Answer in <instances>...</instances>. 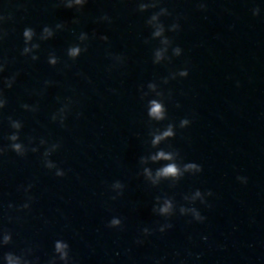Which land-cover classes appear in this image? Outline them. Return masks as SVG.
<instances>
[{
  "label": "water",
  "instance_id": "95a60500",
  "mask_svg": "<svg viewBox=\"0 0 264 264\" xmlns=\"http://www.w3.org/2000/svg\"><path fill=\"white\" fill-rule=\"evenodd\" d=\"M173 106L222 203L264 264V0H111ZM206 8L201 9L200 5ZM171 40L167 59L152 38L151 15ZM259 8V15L252 10ZM179 24L175 32L168 29ZM182 49L180 56L173 48ZM187 69V77L172 74ZM167 79L168 82L164 83ZM247 178L241 183L237 177Z\"/></svg>",
  "mask_w": 264,
  "mask_h": 264
},
{
  "label": "clouds",
  "instance_id": "9594fccd",
  "mask_svg": "<svg viewBox=\"0 0 264 264\" xmlns=\"http://www.w3.org/2000/svg\"><path fill=\"white\" fill-rule=\"evenodd\" d=\"M87 0H66L65 2V7L71 9V8H82L86 4ZM157 4L155 0H152L151 3H140L139 4V10L141 12L146 11L148 8H154L156 7ZM200 8L203 10L206 8L205 4H201ZM260 9L259 8H254L252 10V14L254 16L259 15ZM165 15H170L168 10L166 8H161L159 12L154 13L151 15L150 19L147 21L148 25L152 27V38L153 39H159L161 43V47L156 49L154 52V63H160L161 61L167 59V52L168 48L171 46V40L165 36V26L164 24L160 21L161 16ZM103 19H108L107 16L103 17ZM64 26L61 24H57L56 28L61 29ZM179 29V24H173L171 27L168 29L169 31H177ZM36 33L34 29L32 28H25L23 31V38L25 42V47L22 50V55H28L30 53H33L35 50H38L40 45L38 43H32ZM54 35V32L51 28L45 26L42 30V33L40 35L41 40H47L51 38ZM88 39V36L86 33H81L79 36V40L81 42L86 41ZM102 40L107 41L108 37L107 36H102ZM87 51V48L84 47L82 48L80 45H74L68 48L67 50V56L75 60L77 59L82 52ZM182 54V49L177 46L173 48V55L175 56H180ZM39 57L37 55H32L31 59L32 60H37ZM48 63L52 66H55L58 63V58L54 54L49 55ZM0 71H3V68L0 67ZM180 77H187L189 75L187 69L181 70L178 73L172 74V78L174 79L176 76ZM14 81V78L9 79L6 81L7 87L11 88L12 83ZM168 80L165 79L164 83H167ZM156 85L154 83H149L148 88L150 89H155ZM6 104L5 100H0V108H3ZM25 109H27L29 106L27 104L23 105ZM64 113H65V108H61L59 111V117H60V122L63 124L64 121ZM147 115L150 119L155 120V121H163L166 119V108L165 105L160 102L157 99H151L148 101V112ZM52 119L55 121L57 119V115H53ZM11 127L16 130L13 134H11L8 139L12 142L10 147L11 149L16 152L18 155H25L26 154V148L25 146L18 142L19 141V131L22 128V124L19 121L16 120H11ZM190 124V121L188 119H182L180 121V127L185 128ZM175 126L173 124H169L165 130L160 132L159 134L154 135V138L152 139V144L157 145L159 144L162 140H166L169 138H173L175 136ZM41 144H45L46 141L43 139L40 141ZM59 147L58 144L52 145L49 149H47L44 153V164L45 167L48 169H54L56 168L55 175L58 177H62L65 175L64 171L57 168L56 164L48 159V157L51 155L53 151H55ZM33 152L38 151L37 148H32L31 149ZM0 151H3L0 149ZM152 160L157 161V160H166V161H174L175 160V155L172 152H165L163 150L159 151L155 156H152ZM203 169L202 167L194 162H189L185 163L182 166L177 164L176 162L168 163L167 165L159 168L155 176L152 175L151 171L149 169H144V175L145 177L151 181L153 185L157 184L161 179H171L172 181H177L179 180L185 173H199L202 172ZM237 179L241 183H247V178L243 176H238ZM124 185L121 184L119 181H116L113 183L112 188L117 192L118 195L122 194ZM206 195L211 196L212 193L209 191ZM115 199V197H113ZM184 199L188 201L190 204H195L197 200H199L201 203H206L205 201V194H203L200 190H196L191 196H185ZM29 205L25 204L23 207L27 208ZM153 212L156 213L157 215H160L165 218H170L173 215L176 214V205L174 201L170 198H163L161 199L160 197H157V204L153 207ZM179 213L181 215H191L192 218L195 221L198 222H203L206 217H204L200 211L195 208V207H185V206H180L179 207ZM122 225V220L118 217H113L109 223L108 227L110 228H119ZM171 224H164L161 225L159 228L160 232H164L166 229L171 228ZM144 235H149L150 230L148 228L143 229ZM11 241V235L10 234H5L3 236V243L7 245ZM54 252L56 255H58L59 259L61 261H64L65 264H67L69 260V245L67 242L63 240H57L54 243ZM6 264H29L28 261L22 260L20 256L14 255L12 253H7L4 257ZM50 264H55V257L50 261Z\"/></svg>",
  "mask_w": 264,
  "mask_h": 264
}]
</instances>
